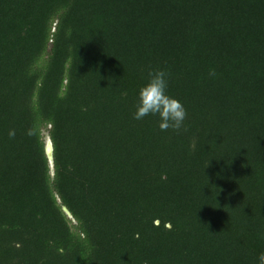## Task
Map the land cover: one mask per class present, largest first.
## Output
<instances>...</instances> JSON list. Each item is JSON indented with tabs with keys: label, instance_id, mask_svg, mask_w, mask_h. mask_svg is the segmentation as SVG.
I'll list each match as a JSON object with an SVG mask.
<instances>
[{
	"label": "trees",
	"instance_id": "1",
	"mask_svg": "<svg viewBox=\"0 0 264 264\" xmlns=\"http://www.w3.org/2000/svg\"><path fill=\"white\" fill-rule=\"evenodd\" d=\"M155 69L179 132L133 117ZM262 237L264 0H0V264H257Z\"/></svg>",
	"mask_w": 264,
	"mask_h": 264
},
{
	"label": "clouds",
	"instance_id": "2",
	"mask_svg": "<svg viewBox=\"0 0 264 264\" xmlns=\"http://www.w3.org/2000/svg\"><path fill=\"white\" fill-rule=\"evenodd\" d=\"M169 75L163 69L149 70L147 82L139 87L133 117L136 120H142L148 115H155L159 117L157 123L161 131L172 129L179 132L184 128L187 110L181 101L167 93ZM216 75L215 69H209L208 76L210 78H214ZM15 134V129H9L10 139H14ZM25 134L29 137H38V126L29 127ZM257 264H264V251L258 253Z\"/></svg>",
	"mask_w": 264,
	"mask_h": 264
},
{
	"label": "water",
	"instance_id": "3",
	"mask_svg": "<svg viewBox=\"0 0 264 264\" xmlns=\"http://www.w3.org/2000/svg\"><path fill=\"white\" fill-rule=\"evenodd\" d=\"M45 154H46V157L48 159V163H49V167H50V172L51 174L54 172L53 170V148H52V143H51V140L47 137L46 140H45ZM63 211L66 213V215L71 218V214L69 213V211L67 210L66 207H62ZM156 223H158V221H156Z\"/></svg>",
	"mask_w": 264,
	"mask_h": 264
},
{
	"label": "rangeland",
	"instance_id": "4",
	"mask_svg": "<svg viewBox=\"0 0 264 264\" xmlns=\"http://www.w3.org/2000/svg\"><path fill=\"white\" fill-rule=\"evenodd\" d=\"M47 137H45V140H46Z\"/></svg>",
	"mask_w": 264,
	"mask_h": 264
}]
</instances>
